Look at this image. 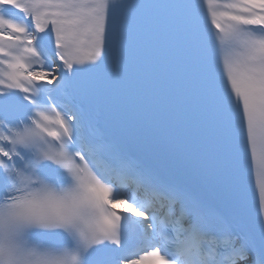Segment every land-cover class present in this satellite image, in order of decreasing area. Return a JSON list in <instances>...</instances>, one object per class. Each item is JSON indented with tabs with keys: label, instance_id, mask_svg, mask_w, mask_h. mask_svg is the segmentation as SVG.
I'll use <instances>...</instances> for the list:
<instances>
[{
	"label": "snow or ice",
	"instance_id": "6c2138e0",
	"mask_svg": "<svg viewBox=\"0 0 264 264\" xmlns=\"http://www.w3.org/2000/svg\"><path fill=\"white\" fill-rule=\"evenodd\" d=\"M0 264H264V0H0Z\"/></svg>",
	"mask_w": 264,
	"mask_h": 264
}]
</instances>
